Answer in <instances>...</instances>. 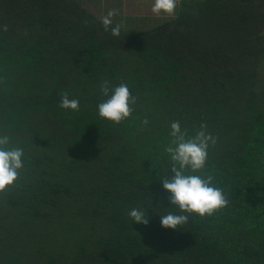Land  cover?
<instances>
[{"label":"trees","instance_id":"16d2710c","mask_svg":"<svg viewBox=\"0 0 264 264\" xmlns=\"http://www.w3.org/2000/svg\"><path fill=\"white\" fill-rule=\"evenodd\" d=\"M122 4L113 36L108 8L0 0V135L23 150L0 190V264H264V0H177L161 19ZM105 81L134 98L118 123L96 111ZM172 121L215 138L197 174L227 200L178 229L159 224L178 211L160 182Z\"/></svg>","mask_w":264,"mask_h":264},{"label":"clouds","instance_id":"9594fccd","mask_svg":"<svg viewBox=\"0 0 264 264\" xmlns=\"http://www.w3.org/2000/svg\"><path fill=\"white\" fill-rule=\"evenodd\" d=\"M176 5L177 0H151V11L157 15L161 13L174 15ZM116 11L109 9L101 20L105 30L110 31L113 36L120 33L119 25L109 27L112 25L111 17ZM100 91L105 96L96 104V111L100 117L118 123L129 116L130 104L134 98L131 97L126 84L114 85L109 89L105 81L100 85ZM58 103L59 107L65 109L76 110L79 107V101L69 98L67 94H62ZM169 127V135L173 140L165 151L169 153L171 161L168 169L170 174L162 177L160 182L168 194L169 205L175 206L178 211H167L159 215V224L162 228L178 229V226L188 220L185 213L211 215L214 210L223 207L227 200L222 190L210 183L211 177L197 174V170L202 169L205 164L209 143H214L215 138L203 128L194 136L186 138L178 121L170 122ZM8 145L7 135H0V190L15 181L18 169L23 166L21 159L23 150ZM147 209L144 206L130 208L127 212L130 222L148 224Z\"/></svg>","mask_w":264,"mask_h":264},{"label":"rangeland","instance_id":"374dc122","mask_svg":"<svg viewBox=\"0 0 264 264\" xmlns=\"http://www.w3.org/2000/svg\"><path fill=\"white\" fill-rule=\"evenodd\" d=\"M84 5L96 13L97 15L103 16L106 8L110 6H116L117 0H82ZM123 4L120 8V15L127 16L130 18H136L137 16H145L147 18H167L170 15L161 13L159 15L152 13L151 11V0H122ZM135 2V3H134ZM117 7V6H116ZM123 18V17H121ZM126 25L128 27H138L139 22L135 19H126Z\"/></svg>","mask_w":264,"mask_h":264},{"label":"crops","instance_id":"0c3cea01","mask_svg":"<svg viewBox=\"0 0 264 264\" xmlns=\"http://www.w3.org/2000/svg\"><path fill=\"white\" fill-rule=\"evenodd\" d=\"M135 3V2H134ZM137 17H139V16H137ZM145 17V16H144Z\"/></svg>","mask_w":264,"mask_h":264}]
</instances>
